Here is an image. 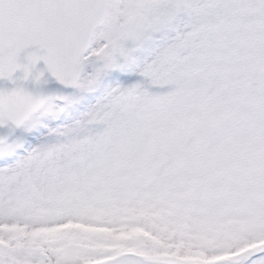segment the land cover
<instances>
[{
  "label": "snow or ice",
  "instance_id": "obj_1",
  "mask_svg": "<svg viewBox=\"0 0 264 264\" xmlns=\"http://www.w3.org/2000/svg\"><path fill=\"white\" fill-rule=\"evenodd\" d=\"M0 264H264V0H0Z\"/></svg>",
  "mask_w": 264,
  "mask_h": 264
}]
</instances>
